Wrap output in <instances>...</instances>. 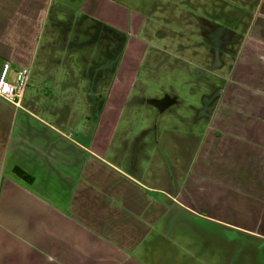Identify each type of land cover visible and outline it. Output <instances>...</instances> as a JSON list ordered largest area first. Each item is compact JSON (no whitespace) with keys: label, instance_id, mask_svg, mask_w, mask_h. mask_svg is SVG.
I'll return each mask as SVG.
<instances>
[{"label":"crops","instance_id":"0c3cea01","mask_svg":"<svg viewBox=\"0 0 264 264\" xmlns=\"http://www.w3.org/2000/svg\"><path fill=\"white\" fill-rule=\"evenodd\" d=\"M91 1L0 0V71L9 61L14 82L30 69L20 105L0 96V264H264V0L222 87L212 83L216 90L194 106L188 133L168 118L135 139L121 125L125 102L115 87L133 84L121 68H137L136 56L128 64L123 54L100 82L107 97L99 123L70 94L75 70L62 76V53L71 49L53 40L76 28ZM120 14L98 21L126 30ZM86 88L83 104L95 95ZM146 100L163 110L161 98ZM222 227L252 242L247 263L201 248L205 236L227 242ZM180 229L198 237L197 247Z\"/></svg>","mask_w":264,"mask_h":264},{"label":"rangeland","instance_id":"374dc122","mask_svg":"<svg viewBox=\"0 0 264 264\" xmlns=\"http://www.w3.org/2000/svg\"><path fill=\"white\" fill-rule=\"evenodd\" d=\"M256 1H91L88 7L90 11L92 8L94 15L88 10H78L80 12L76 16V28H62L59 30L61 34L58 39L53 40V43H59L63 50L71 49L69 53H62V76L66 77L68 71L72 70L78 74V78L74 79L76 82L72 83V90H69L71 95H78L76 106L80 111L84 105L85 109L92 106L94 114L91 117L95 120L94 123L103 121L105 116L100 111L106 104L107 90L104 93L99 84L106 75H112L110 69L106 68L109 62L108 47H120L124 54L123 62L125 59L132 61L135 56L138 60L137 68L134 64L132 67L123 65L121 68L122 74L132 76L133 84L128 83L123 89L121 86L115 87L116 93L122 92L118 99L125 102L120 106L122 116L124 115L121 125L126 124L129 138L135 139L136 134L141 133L143 128H148L144 126H149L150 129L155 122L160 125L167 124L168 118L178 125L179 132H186L185 122L190 120L192 124L197 120L199 112L196 107L203 104V93H213L216 90L212 87L213 84L222 87L223 78L229 72L233 53L235 55L240 45L242 34L258 14ZM71 3L76 7L81 5L82 0H72ZM119 13L121 16L125 13L126 16V30H122L123 35L119 30H105L108 26L98 21L101 17L114 19ZM100 27L101 29L97 30ZM87 68L92 83L81 75ZM209 80L212 82L208 83ZM86 85V89L95 95L93 101L83 104L82 94ZM64 86L65 84L62 90L66 89ZM103 93L104 98H99ZM60 96L62 101L67 99L66 95ZM172 97L175 99L174 104L171 102L172 107L167 106L168 99ZM153 98H161L163 110H153L154 106L146 100ZM173 112L174 115L170 116ZM151 129L154 130V126ZM178 137L183 136L179 134ZM133 145L135 146L131 144L129 148ZM222 228L224 230H221V234L226 237L227 242L215 244L209 242L212 238L205 236L207 238L201 243V248L207 250L213 246L222 259L231 260L230 257L233 256L234 261L247 263L249 260L245 258V254L252 242L244 237L246 234L239 233L235 236L227 232L225 227ZM183 232L184 230L180 229L179 236L185 233ZM188 238L197 247L198 237L188 235ZM207 255L208 251L205 252V256Z\"/></svg>","mask_w":264,"mask_h":264},{"label":"built area","instance_id":"2783aa9c","mask_svg":"<svg viewBox=\"0 0 264 264\" xmlns=\"http://www.w3.org/2000/svg\"><path fill=\"white\" fill-rule=\"evenodd\" d=\"M11 64L9 61L4 62L0 71V96L5 97L16 105H20L24 92L29 84L30 69L29 67L21 68L17 73L14 82L8 79Z\"/></svg>","mask_w":264,"mask_h":264},{"label":"flooded vegetation","instance_id":"af4514ba","mask_svg":"<svg viewBox=\"0 0 264 264\" xmlns=\"http://www.w3.org/2000/svg\"><path fill=\"white\" fill-rule=\"evenodd\" d=\"M111 32H115V30H110ZM120 34H122V30H120ZM109 36V35H108ZM111 46L108 47V51H107V55H109V62L106 66V68L109 70L110 69V72L112 73L113 71H116L117 70V66L119 65V62L123 56L122 54V50H120V47L118 49H113L111 48ZM215 49V46L213 47ZM213 50V49H212ZM120 51V53H119ZM127 61V60H126ZM133 61V60H132ZM132 61H127L128 64L131 63ZM117 67V68H116Z\"/></svg>","mask_w":264,"mask_h":264},{"label":"trees","instance_id":"16d2710c","mask_svg":"<svg viewBox=\"0 0 264 264\" xmlns=\"http://www.w3.org/2000/svg\"><path fill=\"white\" fill-rule=\"evenodd\" d=\"M15 172L18 174V175H20L21 177H25L26 179H29V180H31L32 179V177L24 170V169H22L21 167H19V166H16L15 167Z\"/></svg>","mask_w":264,"mask_h":264}]
</instances>
